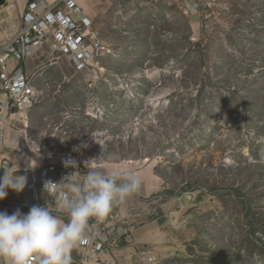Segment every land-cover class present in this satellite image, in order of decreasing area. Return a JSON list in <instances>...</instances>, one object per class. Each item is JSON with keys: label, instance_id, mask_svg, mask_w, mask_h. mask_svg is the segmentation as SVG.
Instances as JSON below:
<instances>
[{"label": "rangeland", "instance_id": "374dc122", "mask_svg": "<svg viewBox=\"0 0 264 264\" xmlns=\"http://www.w3.org/2000/svg\"><path fill=\"white\" fill-rule=\"evenodd\" d=\"M80 4L106 47L96 72L30 60L38 102L9 142L138 175L136 226L187 250L138 264H264V0Z\"/></svg>", "mask_w": 264, "mask_h": 264}, {"label": "built area", "instance_id": "2783aa9c", "mask_svg": "<svg viewBox=\"0 0 264 264\" xmlns=\"http://www.w3.org/2000/svg\"><path fill=\"white\" fill-rule=\"evenodd\" d=\"M20 22L19 27L10 23L15 30L13 34L6 31L0 22V30L5 36L4 40H0V147H7V143H11L12 151L9 152L27 155L29 152L20 147L16 140L9 142L5 131L8 129L18 134L28 128L30 112L38 102V92L28 72V62L41 59L46 53L64 54L70 58L77 73L92 74L96 72V60L105 54L106 47L98 39L93 20L78 0H57L50 6L43 0H28L24 4ZM37 153L40 164L34 165L32 162L30 168L22 169L27 177L22 201L12 203L7 196L0 201V211L12 214L19 209L27 214L34 205L49 204L53 214L66 220L67 214L54 207V198L45 192L44 184L46 181L59 183L72 173L74 180L83 177V169L88 167L87 160L81 155L62 152L40 150ZM68 159L76 162L75 169L65 167L64 161ZM4 160L8 161L6 157L0 160V173ZM11 171L16 169L11 168ZM58 187L63 188L62 185ZM129 217L128 210L114 205L102 220L90 221L84 238L71 251L70 264H110L102 259V255L113 253L124 242L128 244L131 241L129 239L134 228L127 222ZM6 264H9L7 260ZM30 264H41V258L31 257Z\"/></svg>", "mask_w": 264, "mask_h": 264}, {"label": "clouds", "instance_id": "9594fccd", "mask_svg": "<svg viewBox=\"0 0 264 264\" xmlns=\"http://www.w3.org/2000/svg\"><path fill=\"white\" fill-rule=\"evenodd\" d=\"M64 165L77 167L72 159ZM17 171H3L0 176V201L7 198L9 189L18 194L25 190L27 177L15 175ZM141 183L138 175L123 169L107 174L96 168L79 179L74 180L72 173L59 183L46 181L45 192L54 198V207L67 214V221L53 214L49 204L34 205L27 214L19 209L12 214L0 211V257L9 264H30L33 256L41 258V264H70L71 251L89 230V222L102 220L114 204L137 192Z\"/></svg>", "mask_w": 264, "mask_h": 264}, {"label": "crops", "instance_id": "0c3cea01", "mask_svg": "<svg viewBox=\"0 0 264 264\" xmlns=\"http://www.w3.org/2000/svg\"><path fill=\"white\" fill-rule=\"evenodd\" d=\"M16 1L19 4V6L21 8L20 12L22 13L24 4L28 0L23 1V3H24L23 5L19 2V0H6V5L8 6V5H10V3H15ZM43 1L48 6L53 5L55 2H57V0L54 1L53 3L45 1V0H43ZM78 1L80 4V0H78ZM9 7L7 8V10L2 11V14H0V22L2 23L1 26H3V28L6 29V31H8V32L10 31V33L13 34L15 30H13L10 23H13L15 25V27H19V25L21 23L20 22L21 13H19L17 8L12 10V9H9ZM82 8H83V6H82ZM4 39H5V36L2 34V32L0 30V40H4ZM0 153L3 154L4 155L3 157H6L10 163H14V165L16 166L15 167L16 170H22V169L24 170V169L30 168L32 165V162L35 165L36 161H37V159L34 157V152H31V153L29 152L27 155L15 154L13 152H8L10 154H8L6 152H0ZM5 155H7V156H5ZM103 167H105V166H103ZM105 169L106 168H102V170L101 169L100 170L107 173V174H111V173H114V172L121 170L119 167H117L116 169H113V168H108L109 170L108 169L105 170ZM3 174H4V172L2 171L0 173V176H3ZM119 182H121V181L118 180V183ZM8 199L12 203H20L22 201V193L18 194L16 192L12 191L11 189H9L8 190ZM114 205L116 206V208H119L121 210H126V211L128 210L131 212V217H129V220L127 222H128V224H131L130 225L131 227L134 228V230L131 234V237L129 239V240H131L132 244L131 243L127 244V242H124L122 247L117 249L113 253L103 254L104 255V256L102 255L103 260H106L110 264H138L139 261H145V257H149L153 260L157 259L160 261L173 259L174 257H178V258L179 257H186L187 250L186 249L183 250L182 246H178V247H170V246L155 247V244H157V242H160L159 244L162 243L161 237L158 234H156L155 231H147V229H145V227L138 228L136 226V222H134V220H133L134 214H132V210L137 209V208L134 206L131 208V206L127 205V198L124 201L118 202ZM133 205H135V204H133ZM64 221L66 222L67 219L66 220L64 219ZM168 237H170V236L168 235ZM129 244H131V245H129ZM148 244H149V246H152V247L146 248L145 246H147ZM127 245L129 247H131V249L127 248ZM153 246H154V248H153ZM184 248H186V247L184 246ZM0 264H6L5 258L0 257Z\"/></svg>", "mask_w": 264, "mask_h": 264}, {"label": "water", "instance_id": "95a60500", "mask_svg": "<svg viewBox=\"0 0 264 264\" xmlns=\"http://www.w3.org/2000/svg\"><path fill=\"white\" fill-rule=\"evenodd\" d=\"M5 4H6V0H0V6H4ZM11 167H12V165H11V163L9 161L5 160L3 162V168H4V170H6V171L8 170L9 171V170H11ZM14 174L15 175H23L24 172L22 170H18ZM189 200H190V197L189 196H186L184 198V202L185 203L189 202Z\"/></svg>", "mask_w": 264, "mask_h": 264}, {"label": "bare ground", "instance_id": "6f19581e", "mask_svg": "<svg viewBox=\"0 0 264 264\" xmlns=\"http://www.w3.org/2000/svg\"><path fill=\"white\" fill-rule=\"evenodd\" d=\"M23 1H25V0H23ZM45 1H48V2L53 3V2L56 1V0H45ZM3 156H4V155H1V156H0V160L2 159ZM34 157L37 159L36 164L39 165V164H40V158H39V155H38L37 152L34 153ZM103 256H104V255H103Z\"/></svg>", "mask_w": 264, "mask_h": 264}, {"label": "trees", "instance_id": "16d2710c", "mask_svg": "<svg viewBox=\"0 0 264 264\" xmlns=\"http://www.w3.org/2000/svg\"><path fill=\"white\" fill-rule=\"evenodd\" d=\"M2 171H5L4 168L2 169Z\"/></svg>", "mask_w": 264, "mask_h": 264}]
</instances>
